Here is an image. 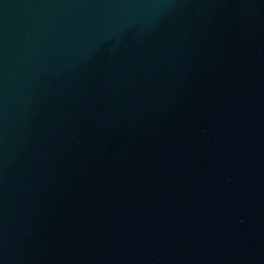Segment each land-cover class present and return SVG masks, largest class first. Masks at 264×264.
<instances>
[{
  "label": "water",
  "instance_id": "95a60500",
  "mask_svg": "<svg viewBox=\"0 0 264 264\" xmlns=\"http://www.w3.org/2000/svg\"><path fill=\"white\" fill-rule=\"evenodd\" d=\"M0 264H264V0H0Z\"/></svg>",
  "mask_w": 264,
  "mask_h": 264
}]
</instances>
